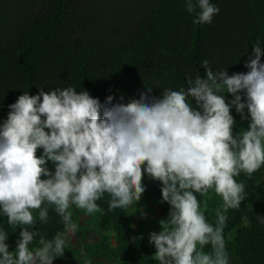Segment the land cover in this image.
<instances>
[{
    "label": "clouds",
    "instance_id": "9594fccd",
    "mask_svg": "<svg viewBox=\"0 0 264 264\" xmlns=\"http://www.w3.org/2000/svg\"><path fill=\"white\" fill-rule=\"evenodd\" d=\"M185 8L194 24H211L220 11L210 0H185ZM261 43L253 44L246 73L214 71L205 59V76L186 77V88L163 89L160 97L146 84L139 98L125 102L121 95L115 103L112 95L101 103L71 86L19 95L0 123V214L13 232L19 229L10 250L9 233L0 228V264H53L64 255L67 233L78 230L73 206L89 216L103 214L97 201L107 195L109 212L127 210L141 201L145 175L160 183L161 202L170 206L158 221L160 231L149 234L153 260L229 264L227 212L247 196L245 183L235 178H251L264 166ZM233 106L248 121L238 132ZM210 190L222 199L214 224L196 195ZM49 207L64 226L50 239L35 228L49 222ZM256 218L264 224V217Z\"/></svg>",
    "mask_w": 264,
    "mask_h": 264
},
{
    "label": "trees",
    "instance_id": "16d2710c",
    "mask_svg": "<svg viewBox=\"0 0 264 264\" xmlns=\"http://www.w3.org/2000/svg\"><path fill=\"white\" fill-rule=\"evenodd\" d=\"M90 1L40 0L0 44V123L7 118L8 105L26 91L36 95L41 88L48 91L71 86L77 91L88 90L101 103L112 95L115 103L121 95L125 102L139 98L147 85L152 87L151 95L160 97L163 89L186 88V77L205 76L201 65L205 59L214 71L246 73L245 62L253 44L260 40L264 49V0H210L220 9L211 24H194V14L186 11L185 0H149L143 9L132 12L130 28L120 34L114 28L117 23L103 28L86 11ZM225 96L226 101L232 98L231 94ZM192 103L195 105L194 100ZM231 114L236 120L234 132L247 128L248 121L241 120L234 106ZM48 167L54 171L51 163ZM263 168L251 178L245 173L235 178L245 183L247 196L238 210L227 212L224 237L236 229L239 264H264V224L256 218L264 217ZM144 184L142 196L156 199L166 218L170 206L161 202L160 183L145 175ZM196 195L203 209L205 196ZM107 200L105 195L97 203L104 210L100 213L102 223L115 231L119 252L132 264H158L150 252L141 259L136 256L127 210L109 212ZM34 215L38 216V211ZM205 215L215 223V213L205 210ZM49 216L47 224L38 221L35 228L50 239L64 231V226L51 207ZM0 228L8 231L7 243L14 249L19 229L13 232L2 214ZM34 246L35 242L30 248Z\"/></svg>",
    "mask_w": 264,
    "mask_h": 264
},
{
    "label": "rangeland",
    "instance_id": "374dc122",
    "mask_svg": "<svg viewBox=\"0 0 264 264\" xmlns=\"http://www.w3.org/2000/svg\"><path fill=\"white\" fill-rule=\"evenodd\" d=\"M39 1L0 0V44L8 40L19 20L38 7ZM148 1L92 0L86 11L92 14L103 28L117 23V27L114 28L118 29L120 34L130 28L134 13L143 9ZM103 28H101L103 32L108 31ZM39 154L40 151H38ZM221 203V197L216 196L211 190L204 198V205H207L206 211L210 215L215 213V209ZM71 210L73 211V221L78 225V230L74 235L67 233L68 244L64 255L56 258L53 264H132L117 249L115 231L111 226L102 223L100 213L89 216L83 210H77L75 206ZM141 210L145 215H141ZM161 218L165 217L154 198L142 196L138 204L127 209L126 219L130 224L133 236L142 237L134 242V251L139 259L147 252L153 254L156 251L154 245L149 243V234L153 231H160L158 221ZM235 234L236 229L228 232L224 237L229 253V264H239L235 252Z\"/></svg>",
    "mask_w": 264,
    "mask_h": 264
}]
</instances>
